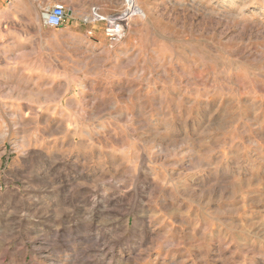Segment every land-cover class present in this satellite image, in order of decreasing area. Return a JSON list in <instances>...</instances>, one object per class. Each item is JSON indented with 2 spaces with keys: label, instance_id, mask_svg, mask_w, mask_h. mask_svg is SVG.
<instances>
[{
  "label": "rangeland",
  "instance_id": "374dc122",
  "mask_svg": "<svg viewBox=\"0 0 264 264\" xmlns=\"http://www.w3.org/2000/svg\"><path fill=\"white\" fill-rule=\"evenodd\" d=\"M100 1L0 0V264H264V0Z\"/></svg>",
  "mask_w": 264,
  "mask_h": 264
},
{
  "label": "built area",
  "instance_id": "2783aa9c",
  "mask_svg": "<svg viewBox=\"0 0 264 264\" xmlns=\"http://www.w3.org/2000/svg\"><path fill=\"white\" fill-rule=\"evenodd\" d=\"M128 7L130 9H133L137 12V7H134L132 3L129 2ZM92 11V18L95 20H105V28L104 33L106 38L110 42H117L119 41L123 34H124V19H127L128 11H124L121 14L118 15H112L108 17H103L101 14H99L97 8H91ZM66 18V9L65 6L61 3H57L53 5L43 16L44 23L46 25L52 26V27H59L61 26Z\"/></svg>",
  "mask_w": 264,
  "mask_h": 264
},
{
  "label": "crops",
  "instance_id": "0c3cea01",
  "mask_svg": "<svg viewBox=\"0 0 264 264\" xmlns=\"http://www.w3.org/2000/svg\"><path fill=\"white\" fill-rule=\"evenodd\" d=\"M91 6H97V7H99L101 10H102L104 7H105V8L108 7L107 4L105 5V3L102 2V1H100V0H88V4H87L86 7H84V10H85V11L88 10L89 7H91ZM85 11H84V12H85Z\"/></svg>",
  "mask_w": 264,
  "mask_h": 264
}]
</instances>
